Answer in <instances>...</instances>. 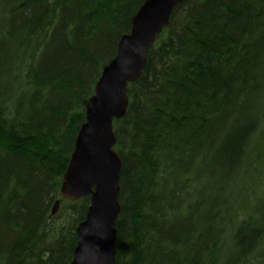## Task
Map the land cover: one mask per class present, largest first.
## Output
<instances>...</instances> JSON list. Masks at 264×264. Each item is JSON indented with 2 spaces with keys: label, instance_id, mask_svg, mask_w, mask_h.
<instances>
[{
  "label": "trees",
  "instance_id": "trees-1",
  "mask_svg": "<svg viewBox=\"0 0 264 264\" xmlns=\"http://www.w3.org/2000/svg\"><path fill=\"white\" fill-rule=\"evenodd\" d=\"M107 1L0 0V264L72 259L89 197L62 176L145 0ZM146 57L113 121L115 264H264V0H185Z\"/></svg>",
  "mask_w": 264,
  "mask_h": 264
},
{
  "label": "water",
  "instance_id": "water-1",
  "mask_svg": "<svg viewBox=\"0 0 264 264\" xmlns=\"http://www.w3.org/2000/svg\"><path fill=\"white\" fill-rule=\"evenodd\" d=\"M185 0H145L131 19L115 56L102 68L62 176L60 195L69 201L89 197L84 219L75 233L77 244L68 264H115V222L121 212V157L114 149L113 121L129 104L127 86L143 72L147 51L169 23L173 9ZM57 199L51 215L58 211Z\"/></svg>",
  "mask_w": 264,
  "mask_h": 264
},
{
  "label": "rangeland",
  "instance_id": "rangeland-1",
  "mask_svg": "<svg viewBox=\"0 0 264 264\" xmlns=\"http://www.w3.org/2000/svg\"><path fill=\"white\" fill-rule=\"evenodd\" d=\"M114 2V0H108L105 4H108V5H110L111 3H113ZM115 4H116V2H115ZM59 210V209H58Z\"/></svg>",
  "mask_w": 264,
  "mask_h": 264
},
{
  "label": "bare ground",
  "instance_id": "bare-ground-1",
  "mask_svg": "<svg viewBox=\"0 0 264 264\" xmlns=\"http://www.w3.org/2000/svg\"><path fill=\"white\" fill-rule=\"evenodd\" d=\"M121 37V36H120Z\"/></svg>",
  "mask_w": 264,
  "mask_h": 264
}]
</instances>
